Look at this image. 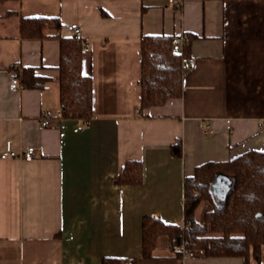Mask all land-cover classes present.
<instances>
[{
  "label": "crops",
  "instance_id": "0c3cea01",
  "mask_svg": "<svg viewBox=\"0 0 264 264\" xmlns=\"http://www.w3.org/2000/svg\"><path fill=\"white\" fill-rule=\"evenodd\" d=\"M22 17H58L63 36L67 25L80 26L88 44L82 71L93 85L88 122L60 117L59 41L21 38ZM145 35L185 37L196 65L183 75L181 97L142 110ZM13 66L34 68L43 87L11 90ZM45 111L48 127L39 122ZM8 140L17 153H35L0 158V264H102L109 257L244 264L237 257L184 261L166 236L145 259L141 223L152 216L181 225L184 178L198 165L264 151V0L0 3V153ZM175 143L181 157L171 154ZM128 160L142 162L143 183L117 187L113 179Z\"/></svg>",
  "mask_w": 264,
  "mask_h": 264
},
{
  "label": "trees",
  "instance_id": "16d2710c",
  "mask_svg": "<svg viewBox=\"0 0 264 264\" xmlns=\"http://www.w3.org/2000/svg\"><path fill=\"white\" fill-rule=\"evenodd\" d=\"M7 0H0L3 3ZM58 17H22L21 38L59 41V91L62 119L88 122L93 116V85L90 75L82 71L83 41L63 36ZM190 42L183 50H175L174 38L145 35L141 48L140 109L162 106L182 95L185 73L183 57H189ZM12 71L23 88L41 89L44 79L30 67L13 66ZM171 154L181 157L180 143L171 145ZM143 164L128 160L113 179V184L137 186L143 183ZM229 185L222 202L217 203L214 185L217 179ZM212 205L200 221L196 212L201 203ZM181 225L165 223L145 216L141 223V248L145 259L153 252L160 236L168 238L174 255L181 258L179 248L194 250L205 258L237 257L250 264H264V151L249 150L226 161H206L193 175L184 178V213ZM102 264H129L125 258H104Z\"/></svg>",
  "mask_w": 264,
  "mask_h": 264
},
{
  "label": "built area",
  "instance_id": "2783aa9c",
  "mask_svg": "<svg viewBox=\"0 0 264 264\" xmlns=\"http://www.w3.org/2000/svg\"><path fill=\"white\" fill-rule=\"evenodd\" d=\"M64 32L69 34V36L72 37H77L81 38L82 36V31L81 28L78 24L72 23L64 27ZM185 37H182L181 39L177 40L174 39V43H179V42H184ZM83 50L87 51L88 50V44L86 42L83 43ZM181 65L183 69L185 70H190L195 67V61L194 59L190 57H183L181 60ZM21 88V85L19 83V80L16 77H13L10 82V89L15 91L19 90ZM50 118H51V112L50 111H45L41 114V117L39 119V122L41 126L43 127H48L50 125ZM203 127L205 128L206 133H211V129L207 124H203ZM35 153V149L33 147H29L26 150H24L21 153H17L16 151L13 150L12 148V142L11 141H6L4 145L3 151L0 153V158L1 159H7V158H24V159H30L33 157ZM181 251V258L184 261H189V260H196L197 258L203 257L202 255H199V253L195 252L194 250H187L184 246H181L179 248ZM78 264H83V262H78ZM188 264H198L196 262L193 263H188ZM199 264H207L206 262L202 261Z\"/></svg>",
  "mask_w": 264,
  "mask_h": 264
},
{
  "label": "water",
  "instance_id": "95a60500",
  "mask_svg": "<svg viewBox=\"0 0 264 264\" xmlns=\"http://www.w3.org/2000/svg\"><path fill=\"white\" fill-rule=\"evenodd\" d=\"M229 185L222 181L221 178L217 179L215 185H214V190L217 196L221 197L224 195V193L228 190Z\"/></svg>",
  "mask_w": 264,
  "mask_h": 264
},
{
  "label": "rangeland",
  "instance_id": "374dc122",
  "mask_svg": "<svg viewBox=\"0 0 264 264\" xmlns=\"http://www.w3.org/2000/svg\"><path fill=\"white\" fill-rule=\"evenodd\" d=\"M223 198L222 197H219V199L217 200V203L220 204L222 202ZM212 208V205L207 203V202H203L201 203L199 209L197 210V213H196V219L197 221H200L202 219V216H203V213L208 210V209H211Z\"/></svg>",
  "mask_w": 264,
  "mask_h": 264
}]
</instances>
